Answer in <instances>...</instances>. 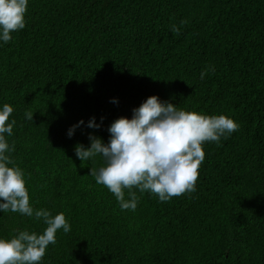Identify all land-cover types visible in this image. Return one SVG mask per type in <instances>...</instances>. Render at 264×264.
<instances>
[{
	"label": "trees",
	"instance_id": "obj_1",
	"mask_svg": "<svg viewBox=\"0 0 264 264\" xmlns=\"http://www.w3.org/2000/svg\"><path fill=\"white\" fill-rule=\"evenodd\" d=\"M25 20L0 44L10 156L33 207L71 224L41 264H264V0H29ZM150 95L239 128L204 143L194 192L161 202L133 189L137 208L122 210L90 175L102 157L82 162L75 146L90 132L107 143L111 122ZM45 227L0 212V237Z\"/></svg>",
	"mask_w": 264,
	"mask_h": 264
},
{
	"label": "clouds",
	"instance_id": "obj_2",
	"mask_svg": "<svg viewBox=\"0 0 264 264\" xmlns=\"http://www.w3.org/2000/svg\"><path fill=\"white\" fill-rule=\"evenodd\" d=\"M28 4L29 0H0V44L10 42L12 33L26 26ZM171 31L178 33L179 28L173 25ZM208 71L214 67L202 70L200 78L204 79ZM112 102L118 101L113 98ZM13 111L10 104L0 105V212L34 217L46 227L41 232L23 229L10 238L0 237V264H41L48 246L56 243L58 230L67 233L71 224L63 212L53 215L30 203L25 174L12 160L10 153L15 147L7 140L16 124L15 119H9ZM25 117L33 121V112H26ZM102 121L97 123L93 116L86 126L98 129ZM83 125L81 119L70 126L67 135L73 136ZM238 128V122L226 114L186 110L150 95L132 109L131 118L120 116L111 122L107 143L90 132V146L76 144L75 154L82 162L102 157L101 165L91 167L90 175L115 196L122 210L134 211L139 198L133 189L155 194L161 202L194 192L198 169L205 159L204 143H219Z\"/></svg>",
	"mask_w": 264,
	"mask_h": 264
}]
</instances>
